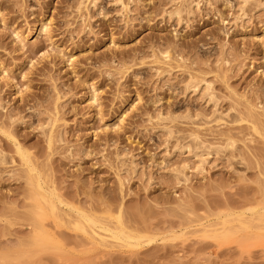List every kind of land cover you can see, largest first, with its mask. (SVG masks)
I'll use <instances>...</instances> for the list:
<instances>
[{
    "label": "rangeland",
    "instance_id": "1",
    "mask_svg": "<svg viewBox=\"0 0 264 264\" xmlns=\"http://www.w3.org/2000/svg\"><path fill=\"white\" fill-rule=\"evenodd\" d=\"M262 212L264 0H0V264H264L211 237Z\"/></svg>",
    "mask_w": 264,
    "mask_h": 264
},
{
    "label": "bare ground",
    "instance_id": "2",
    "mask_svg": "<svg viewBox=\"0 0 264 264\" xmlns=\"http://www.w3.org/2000/svg\"><path fill=\"white\" fill-rule=\"evenodd\" d=\"M17 154L19 156L20 161L27 169V184L31 191L30 200L33 204L30 213L34 229L31 240V246L35 247L42 244H51V241L47 237L48 235L43 228L42 222L45 217H47V215H51L55 218L58 217L59 213L57 210V205H62L63 202L58 199L55 202L53 199L54 195L51 192H46L40 185L39 181L33 177V169L30 166L29 161L19 148H17ZM242 215L243 214L237 217L240 218V220L238 221V228L236 230H228L227 228H223L220 234H215L211 237L216 241H221L227 238L228 235L233 233H240L244 236L245 234H247V230L253 228L260 229L259 227L264 224V212L258 213V217L256 219H249L244 221L241 220ZM80 217L86 223L91 224V226L97 228L100 232L107 233V236H102L100 234L93 233L95 241L99 244L106 243V239H110L112 241L121 242L126 247L140 246L139 238H135L130 235H125L121 230L114 231L106 228L105 226L96 225L94 222L91 221L89 217H86L84 215H80ZM75 227L80 229L77 225ZM80 230L84 232L82 228Z\"/></svg>",
    "mask_w": 264,
    "mask_h": 264
}]
</instances>
